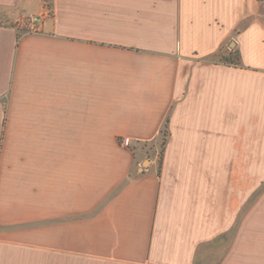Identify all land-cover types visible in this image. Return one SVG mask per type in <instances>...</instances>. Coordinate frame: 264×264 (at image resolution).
<instances>
[{"label":"crops","instance_id":"1","mask_svg":"<svg viewBox=\"0 0 264 264\" xmlns=\"http://www.w3.org/2000/svg\"><path fill=\"white\" fill-rule=\"evenodd\" d=\"M18 2L40 19L0 24V264H264V56L240 40L264 0ZM166 117L158 174L130 146Z\"/></svg>","mask_w":264,"mask_h":264},{"label":"rangeland","instance_id":"2","mask_svg":"<svg viewBox=\"0 0 264 264\" xmlns=\"http://www.w3.org/2000/svg\"><path fill=\"white\" fill-rule=\"evenodd\" d=\"M33 9L34 7H31V6H24L22 9V4L20 2L12 6L1 7L0 8V24L12 25V24L20 23L22 28L29 29L30 22L28 20V17L30 15H36V14H31L34 11ZM253 28H255L256 30L251 29L250 33L251 31L252 33L250 35L248 33H243L242 30H239L238 32L241 31L244 34L243 37L240 38V40L243 43L242 45L247 49L246 51L249 55H251L253 52V53H257L258 55L264 56V33H262L259 29H257V27H253ZM248 35L250 36V38L248 37ZM240 62H241V57H240ZM132 147L133 148L137 147L139 149L146 150L148 152V156H149V152L151 153L153 151L152 152L153 154H155L156 152V160L158 161V154H157L158 147L157 149H155V152L154 150H150L151 143H142V142L139 144L134 143V145L132 144ZM148 163H149V160L143 165L146 166L148 165ZM262 186L260 187V189L263 188Z\"/></svg>","mask_w":264,"mask_h":264},{"label":"trees","instance_id":"3","mask_svg":"<svg viewBox=\"0 0 264 264\" xmlns=\"http://www.w3.org/2000/svg\"><path fill=\"white\" fill-rule=\"evenodd\" d=\"M26 31V30H25ZM213 60L218 61L224 64H234L238 65L240 64V55L237 51H228L226 48H220L218 51H216L213 55ZM170 131H169V117H166V119L163 122L162 128L160 130L159 136L155 140H151L150 142H142V143H151L150 150L157 149L158 147V174L160 173L161 165H162V159H163V151L164 147L167 143V140L169 138ZM118 141L121 143L122 139L118 138ZM141 143V142H140ZM133 148L132 146H130Z\"/></svg>","mask_w":264,"mask_h":264},{"label":"built area","instance_id":"4","mask_svg":"<svg viewBox=\"0 0 264 264\" xmlns=\"http://www.w3.org/2000/svg\"><path fill=\"white\" fill-rule=\"evenodd\" d=\"M39 19H40V15H30L28 17L30 24H33V25H35L39 21Z\"/></svg>","mask_w":264,"mask_h":264},{"label":"water","instance_id":"5","mask_svg":"<svg viewBox=\"0 0 264 264\" xmlns=\"http://www.w3.org/2000/svg\"><path fill=\"white\" fill-rule=\"evenodd\" d=\"M146 162H148V160H145Z\"/></svg>","mask_w":264,"mask_h":264},{"label":"bare ground","instance_id":"6","mask_svg":"<svg viewBox=\"0 0 264 264\" xmlns=\"http://www.w3.org/2000/svg\"><path fill=\"white\" fill-rule=\"evenodd\" d=\"M144 163H146V161Z\"/></svg>","mask_w":264,"mask_h":264}]
</instances>
